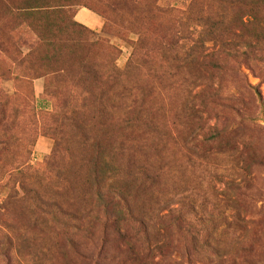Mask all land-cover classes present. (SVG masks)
Here are the masks:
<instances>
[{
  "label": "rangeland",
  "instance_id": "1",
  "mask_svg": "<svg viewBox=\"0 0 264 264\" xmlns=\"http://www.w3.org/2000/svg\"><path fill=\"white\" fill-rule=\"evenodd\" d=\"M0 264H264V0H0Z\"/></svg>",
  "mask_w": 264,
  "mask_h": 264
},
{
  "label": "crops",
  "instance_id": "2",
  "mask_svg": "<svg viewBox=\"0 0 264 264\" xmlns=\"http://www.w3.org/2000/svg\"><path fill=\"white\" fill-rule=\"evenodd\" d=\"M80 14H82L81 17H80ZM77 18L83 24H86L87 26H91V27H97L102 22V19L100 16H98L97 14L93 12H88L85 10H80L78 12Z\"/></svg>",
  "mask_w": 264,
  "mask_h": 264
},
{
  "label": "trees",
  "instance_id": "3",
  "mask_svg": "<svg viewBox=\"0 0 264 264\" xmlns=\"http://www.w3.org/2000/svg\"><path fill=\"white\" fill-rule=\"evenodd\" d=\"M97 77V76H96ZM216 94V93H215ZM220 100V96L218 95V97H215L214 98V101H216V103ZM224 101V99L221 100V104L222 102Z\"/></svg>",
  "mask_w": 264,
  "mask_h": 264
}]
</instances>
